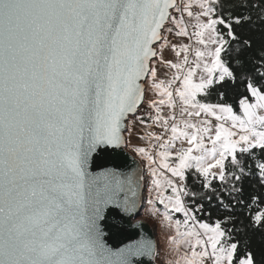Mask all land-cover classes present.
Returning a JSON list of instances; mask_svg holds the SVG:
<instances>
[{"label":"snow or ice","instance_id":"1","mask_svg":"<svg viewBox=\"0 0 264 264\" xmlns=\"http://www.w3.org/2000/svg\"><path fill=\"white\" fill-rule=\"evenodd\" d=\"M224 7L222 0H0V264H133L130 257L150 250L148 244L115 251L106 245V213L133 212L136 201L121 193L135 196L142 177L98 163L100 155L121 149L132 117L145 122L137 116L142 104L154 109L147 118L168 134L166 140L149 135L158 151H136L149 164L156 193L150 202L163 205L169 225L171 213L183 214L169 239L178 249V237L184 238L191 251L177 264H256L250 240H237L244 226L197 219L205 208L186 184L194 169L193 178L202 177L201 186L227 211L243 205L238 184L253 165L264 183V157L255 152H264V79L257 84L241 73L251 99L239 98V114L231 104L199 98L236 79L222 60L229 42H239L234 25L264 23V8L254 21L249 12L234 16ZM231 7L254 5L240 0ZM149 89L157 99L145 98ZM164 106L169 114H162ZM177 141L181 147L174 150ZM238 152L250 153L247 170ZM229 158L239 175L229 173L233 202L226 204L212 185L226 182ZM258 203L253 197L247 207ZM234 220L227 216L223 223ZM250 227L264 228V211Z\"/></svg>","mask_w":264,"mask_h":264},{"label":"trees","instance_id":"2","mask_svg":"<svg viewBox=\"0 0 264 264\" xmlns=\"http://www.w3.org/2000/svg\"><path fill=\"white\" fill-rule=\"evenodd\" d=\"M224 3V11L227 13L231 11L232 15H239L244 12H249L252 15V19L255 21L261 8H264V4L260 3V0H246L250 5L247 9L240 7H231L234 4L240 3V0H222ZM219 12V9H218ZM235 34L239 37L238 41H230L226 46L227 51L222 53V60H224L228 66L234 71L236 76L235 81L231 79L225 82L215 84L209 91L210 94L207 96L201 95L199 98L203 102L208 103H228L234 107V111L237 114L240 113L238 101L241 96H249L250 93L246 91V80L241 79V73H248L255 83L259 84L262 82L261 74H264V67H260L259 61L261 54L264 53V23H242L240 25H234ZM225 39L229 38L225 36ZM251 41V46H243V41ZM237 61L242 62V67H235ZM260 73V74H258ZM219 93H224L223 99L219 98ZM149 120V119H147ZM150 121V120H149ZM258 156L264 157V152H261L259 148L255 149ZM238 160H242L246 166L253 165V160L250 159L249 154L237 153ZM235 172L239 175V169L233 167L230 158L226 160V175L228 176L226 182L222 184L218 179L213 181L212 187L219 190L221 198L226 204H231L233 201L228 195L229 186L233 184V180L229 173ZM252 175H245L242 181L238 184V187L242 189V196L239 197L243 201V205L236 204L235 208H229L227 211L224 210L216 196L212 195L210 189L203 188L201 186L202 177H197L195 170H190L186 173V184L189 188L195 192L196 204H203L205 213L198 215L197 219H204L208 223L213 224L215 221L220 220L222 227L241 228L244 226L245 231L237 233V240L241 243L247 238L250 240L248 249L254 254L256 264H264V228L250 227L252 218L258 211H264V183L261 182L257 175V170L253 165L251 168ZM211 196V202L208 197ZM255 197L259 203L253 205L251 208L247 205ZM185 203H189L188 198H185ZM210 214V215H209ZM235 217L234 224L223 223L225 217ZM239 251L243 254V247L238 246Z\"/></svg>","mask_w":264,"mask_h":264},{"label":"rangeland","instance_id":"3","mask_svg":"<svg viewBox=\"0 0 264 264\" xmlns=\"http://www.w3.org/2000/svg\"><path fill=\"white\" fill-rule=\"evenodd\" d=\"M184 2H187V0H184ZM177 3H181V0H178ZM196 8H193V11H195ZM185 19L187 20L188 17L185 14ZM191 31V28H190ZM183 43H190L194 44V41H190L188 39H183ZM165 55L169 59L175 60V54L171 50H166ZM194 57L190 55L189 59H193ZM170 76V74H169ZM161 79H164L166 77L161 76ZM147 100L157 99V95L155 92H153L151 89L146 94L145 97ZM171 112V109H169L167 106L163 107L162 114H169ZM154 109L150 107L149 104H142L140 107L137 116H143L145 117V122L143 124L136 121L135 117L131 118V121L129 122L130 131L126 132L127 141L126 146L129 151H131L133 154H135L143 163L145 168V179H146V191H145V201H144V207L142 211V217L149 220L152 225L156 229L157 234V240H158V261L162 264H177V261L180 260V258L183 256L185 252L191 251L189 246L183 242L182 237H178L179 248L177 249L175 245L170 241V237L176 235L175 227H174V221L176 219L183 220V214L182 213H171L173 217L172 225H169L167 221L163 219V214L165 212V209L163 205H161L158 201L155 203H151L150 201H155L156 193L152 188L151 185V176L149 171V164L148 161L141 157L139 153H137L136 148L137 147H145L146 149L158 151L157 149H153L152 146L156 144L157 142L155 139H149V135L152 136L156 135H162L164 133V129L160 127V125H153L152 120H147L149 115H154ZM264 114V113H261ZM176 118L177 120L180 119V113L179 109L176 110ZM203 118V117H201ZM131 122H136V127L134 129L131 128ZM213 125H215L216 121L213 119L212 121ZM214 135V131L212 133ZM206 145L210 148L211 144L208 142L207 138L205 139ZM181 147L180 141H177L174 146V150H178ZM183 147H187V143L185 142L183 144ZM198 154V153H194ZM213 171H217L218 169H214ZM165 175H170L169 173L165 172ZM166 194H170V191ZM181 232L185 231V228L183 224H181L180 228ZM181 264L183 262L181 261ZM205 264H211L210 261H206Z\"/></svg>","mask_w":264,"mask_h":264},{"label":"water","instance_id":"4","mask_svg":"<svg viewBox=\"0 0 264 264\" xmlns=\"http://www.w3.org/2000/svg\"><path fill=\"white\" fill-rule=\"evenodd\" d=\"M142 106V105H141ZM140 106V107H141ZM125 143L116 153L108 155H100L98 163L103 168L109 170H119L121 172H132L134 176L142 177L139 180V187L135 189L136 195L131 192L121 193V198L127 195L130 200L136 201V208L130 214L117 215V211L113 210L106 213L107 218L103 221L104 224V240L106 245L113 251L128 247H136L140 244L150 245V250L143 252L140 255L130 257L133 264H162L158 261V240L156 229L152 223L142 217V211L145 201L146 179L145 168L142 161L126 146ZM99 171V168L92 169Z\"/></svg>","mask_w":264,"mask_h":264},{"label":"built area","instance_id":"5","mask_svg":"<svg viewBox=\"0 0 264 264\" xmlns=\"http://www.w3.org/2000/svg\"><path fill=\"white\" fill-rule=\"evenodd\" d=\"M177 2H178V0H177ZM167 135L168 134H166L165 132L161 135V136H163L164 138H165V140L167 139ZM158 150V149H157Z\"/></svg>","mask_w":264,"mask_h":264}]
</instances>
